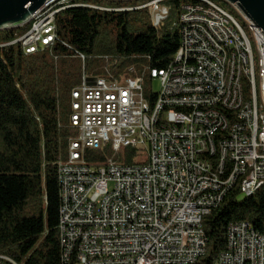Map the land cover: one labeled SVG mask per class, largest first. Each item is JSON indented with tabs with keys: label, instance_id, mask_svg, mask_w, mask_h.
<instances>
[{
	"label": "built area",
	"instance_id": "built-area-1",
	"mask_svg": "<svg viewBox=\"0 0 264 264\" xmlns=\"http://www.w3.org/2000/svg\"><path fill=\"white\" fill-rule=\"evenodd\" d=\"M169 1L146 3L155 26L166 19ZM186 1L178 4L188 19V26H180L179 47L166 67L149 69L147 84L141 75L105 68L99 75L84 71L71 91L70 122L77 134L57 165L62 264H196L208 241L203 217L232 188L247 189L264 172V32L229 1L256 52L260 109L251 118L243 109L240 73L248 50L238 29L226 33L223 20L229 19L222 9L201 10L199 3L186 8ZM61 3L107 10L87 0H46L30 16L35 27L10 44L32 48L48 37L57 43L56 20H46L45 11ZM191 10L218 18L214 50H207L202 23L191 18ZM221 38L231 43V57L232 47L240 48V59L232 57L233 71L225 69ZM230 73H238L237 82H230ZM156 80L159 91L153 90ZM227 127H234L236 143L226 139ZM215 136L227 144L224 161H217ZM128 147L137 151L131 163L125 161ZM88 150L103 152L105 160L88 162ZM241 223L247 220L228 226L226 249L216 264H264V233L241 230ZM0 264L18 263L0 255Z\"/></svg>",
	"mask_w": 264,
	"mask_h": 264
},
{
	"label": "trees",
	"instance_id": "trees-1",
	"mask_svg": "<svg viewBox=\"0 0 264 264\" xmlns=\"http://www.w3.org/2000/svg\"><path fill=\"white\" fill-rule=\"evenodd\" d=\"M180 1L168 2L169 13L159 26L148 8L109 11L74 4L55 16L59 41L55 37L33 54L19 43L10 44L28 29L25 24L0 29V255L18 264H62L57 165L67 158L77 134L70 122L71 91L84 71L99 75L105 68L118 75H141L147 84L149 69L166 67L179 47ZM130 4L135 3H123ZM136 154L126 148V163ZM86 158L105 160L103 152L90 150ZM243 194L240 198L238 188H232L203 217L208 241L196 264H216L235 221L247 220L264 233V183L253 194Z\"/></svg>",
	"mask_w": 264,
	"mask_h": 264
},
{
	"label": "bare ground",
	"instance_id": "bare-ground-1",
	"mask_svg": "<svg viewBox=\"0 0 264 264\" xmlns=\"http://www.w3.org/2000/svg\"><path fill=\"white\" fill-rule=\"evenodd\" d=\"M114 2L131 3V0H108ZM229 5L225 7L218 3L216 0H188L186 1V8H193V3H199L201 10L211 9L213 12H225L226 18L229 20H223V28L226 33L236 34V29H238V37L244 49V62L240 63V73L242 74V97H243V109L246 112V117L258 118V111L255 109H260V96L259 94V84L257 80V67L255 65L256 52L252 39L248 35V30L246 29L243 22H239V13L235 8H231V3L229 1L221 0ZM152 0H140L136 2V5L132 6H110L107 7L109 11H124V10H135L146 8V3H150ZM74 4L61 3L56 7V10L45 11L46 20H55V16L61 10L70 7ZM91 7V6H90ZM39 9V8H38ZM169 13L166 14V17ZM191 18L194 20H199L202 23V33L205 35V42H207V50H214V40H212V27L218 26V18L213 17L211 13H199V10H191ZM29 27H35L36 18H29ZM181 26H188V19L184 13H179L178 18ZM27 21L22 23L23 26ZM154 24V22H153ZM236 24V25H235ZM15 28V27H9ZM7 29V28H2ZM19 38V37H18ZM55 37H48V40L35 43L32 48H23L26 54H33L39 52L43 47L50 45L54 41ZM231 50V43H229L228 38H221V58L225 64L226 71H233V59H240V48L232 47V57L229 53ZM238 73H230V82H237ZM226 139L229 143H236V136L234 133V127H227L226 129ZM215 147L217 148V161H224L227 154V144H223V136H215ZM264 183V172L260 175V178L253 179L249 181V186L247 189L239 190L240 193H245L246 195L253 194L262 184ZM62 216V209H60V217ZM254 229L250 222L241 223V230Z\"/></svg>",
	"mask_w": 264,
	"mask_h": 264
},
{
	"label": "water",
	"instance_id": "water-1",
	"mask_svg": "<svg viewBox=\"0 0 264 264\" xmlns=\"http://www.w3.org/2000/svg\"><path fill=\"white\" fill-rule=\"evenodd\" d=\"M46 0H0V29L17 27L27 21L31 14ZM237 2L241 10L264 32V0H225ZM95 78H90L93 83Z\"/></svg>",
	"mask_w": 264,
	"mask_h": 264
},
{
	"label": "rangeland",
	"instance_id": "rangeland-1",
	"mask_svg": "<svg viewBox=\"0 0 264 264\" xmlns=\"http://www.w3.org/2000/svg\"><path fill=\"white\" fill-rule=\"evenodd\" d=\"M178 24H179V23H178ZM24 26L29 27V21L26 22ZM18 37H19V36H18ZM18 37H17V38H18ZM147 88H148V87H147ZM153 90H154V91H159V90H160V83H159V80H156V81H155V83H154V85H153ZM239 197H240V198H244L245 195H244L243 193H240ZM183 264H184V263H183Z\"/></svg>",
	"mask_w": 264,
	"mask_h": 264
}]
</instances>
